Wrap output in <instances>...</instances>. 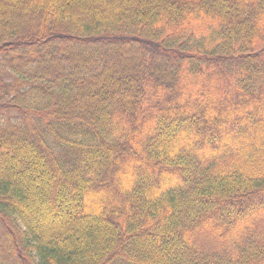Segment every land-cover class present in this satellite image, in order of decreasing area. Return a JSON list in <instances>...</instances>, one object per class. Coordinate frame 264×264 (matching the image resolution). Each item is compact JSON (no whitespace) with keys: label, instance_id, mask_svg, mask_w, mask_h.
<instances>
[{"label":"trees","instance_id":"16d2710c","mask_svg":"<svg viewBox=\"0 0 264 264\" xmlns=\"http://www.w3.org/2000/svg\"><path fill=\"white\" fill-rule=\"evenodd\" d=\"M0 264H264V0H0Z\"/></svg>","mask_w":264,"mask_h":264}]
</instances>
